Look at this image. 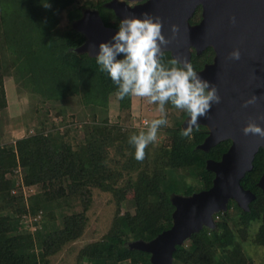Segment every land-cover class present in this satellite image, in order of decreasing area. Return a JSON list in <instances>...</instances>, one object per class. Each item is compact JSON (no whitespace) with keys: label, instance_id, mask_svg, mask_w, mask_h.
I'll return each instance as SVG.
<instances>
[{"label":"trees","instance_id":"1","mask_svg":"<svg viewBox=\"0 0 264 264\" xmlns=\"http://www.w3.org/2000/svg\"><path fill=\"white\" fill-rule=\"evenodd\" d=\"M106 1L96 0L86 5L98 9L104 25L117 27L119 19L103 5ZM75 2L49 0L50 7L45 8L39 0H0V38L4 43L0 60V109L6 106L4 76L12 71L36 101L61 103L71 100L83 110L87 109L90 117L84 124L83 139L75 146L66 140L67 130L45 131L44 121L42 131L16 138L13 144L0 145V264H47L48 255L82 233L91 188L111 191L119 204L116 185L122 177V169L136 161L134 148L128 141L130 135L139 131L111 125L107 117L109 97L116 96L118 86L100 70L95 57L74 51L84 40V35L70 25L84 7ZM63 12L68 24L61 29L58 26ZM200 17L198 5L190 21L196 22ZM212 57L210 46L199 54L192 51L191 65L195 70L200 69ZM160 58L165 65L173 59L169 51H162ZM116 99L119 110L129 111L131 95L123 99L116 96ZM165 105L169 109L176 108L170 103ZM38 109L36 107L35 111ZM187 115L179 110L165 129L168 146L159 148L153 163L146 159L136 175L125 180L133 189L134 212L121 214L118 205L107 232L79 250V264L83 261L151 264L149 252L131 249L127 242L138 238L149 240L171 226L174 206L169 196L173 185L167 182L168 170L181 168L196 176L200 184L195 191L211 186L214 173L206 169L205 162L220 159L231 140H222L207 151L197 148L207 135V128L199 124L190 137L182 136L181 122ZM115 138L127 144L130 155L119 167H109L104 147ZM17 169H20L24 185H46L41 199L29 204L27 211L32 216L47 211L52 215L54 210L58 211L59 217H51V226L40 233L37 245L33 235L22 225L17 227L12 218L14 202L19 212L24 205L22 198L11 194L17 185V177L13 174ZM263 172L264 148L260 147L254 155L252 168L240 179L242 187L255 195L248 203V210L229 200L227 210L214 215L217 228L204 227L193 232L176 246L171 264H252L242 243L247 240L252 222L259 220L253 240L264 246V190L257 185ZM193 189L184 187V194L192 193ZM39 232L37 227L36 233Z\"/></svg>","mask_w":264,"mask_h":264},{"label":"water","instance_id":"2","mask_svg":"<svg viewBox=\"0 0 264 264\" xmlns=\"http://www.w3.org/2000/svg\"><path fill=\"white\" fill-rule=\"evenodd\" d=\"M120 19L149 12L161 20V32L168 43L162 51H169L178 62L191 64V51L199 54L212 47L211 62L197 69L199 76L214 83L221 100L212 105L207 115L198 118V125L207 128V135L196 147L209 150L218 142L230 139L228 149L220 159H207L206 169L214 173L209 188L190 194L171 193L174 206L172 224L149 240L138 238L127 242L131 249L150 253L151 264H171L172 253L193 232L202 228L215 229L214 215L227 210L233 199L243 210L254 193L240 184V179L252 168L255 153L264 148V137L242 132L249 120L264 128V0H146L129 6L126 0H108L103 4ZM201 6V19L189 23L194 9ZM176 26V31L170 29ZM84 35L83 42L74 48L76 53L95 57L98 44L110 40L116 27L104 25L96 7H83L80 17L71 23ZM240 52L239 59L229 53ZM257 95L254 104L243 106L242 101ZM188 115L181 122L186 124ZM257 185L264 190V172Z\"/></svg>","mask_w":264,"mask_h":264},{"label":"rangeland","instance_id":"3","mask_svg":"<svg viewBox=\"0 0 264 264\" xmlns=\"http://www.w3.org/2000/svg\"><path fill=\"white\" fill-rule=\"evenodd\" d=\"M94 1L96 0H76L75 3L77 5L90 6L86 5V3ZM61 16L58 27L62 29L67 26L68 21L65 12ZM3 51L4 43L0 38V60H2ZM4 88L6 106L0 109V145L13 144L16 138L42 131V128H44L42 127V121L45 122V131L67 130L65 138L73 146L83 139L84 124L89 122L90 118L87 109L83 110L71 100L61 103L52 101L42 103L41 101H36L35 98L31 97L32 95H29L22 82L12 71L4 76ZM36 107L39 108L38 111H35ZM179 110L178 108L169 109L165 105L167 124L160 126L158 129L157 140L146 147L147 149L142 160L136 159L134 162H129L122 169V177L116 185L119 204H117L116 197L111 191L102 190L99 187L91 188V197L85 211L86 221L82 233L74 240L66 242L54 254L48 255L47 264H79L77 258L79 250L85 244L99 239L107 232L118 205L121 214L128 215L134 212V204L132 201L133 189L126 185L125 180H128V176L134 177L146 159L150 163H153L156 160V154L159 148L162 149L168 146L169 137L165 133V129L172 124L174 116L178 114ZM160 115L158 105L150 103L146 97L131 95L129 111L119 110L114 94L109 97L107 109L109 124H117L123 130L134 129L139 132L145 131L146 123H143V121L150 122ZM104 149L106 150V163L109 167H119V163L126 161L130 155L127 144L116 138L112 140L111 144H106ZM150 166L154 165L150 164ZM167 173V182L173 185L172 193L184 194V187L191 186L194 188V191L199 187V179L181 168L169 169ZM13 174L17 177V185L11 190V194L17 195L19 199L22 198L21 201L24 205L21 207L22 211L19 212L16 210L17 205L14 202L15 204L11 208L13 213L12 218L17 222V227L22 225L24 230L29 231L33 235L35 245H37L39 243L40 233L50 228L52 222L51 217H59L58 211L54 210L52 215L48 211L39 212L40 217L34 219L32 214L27 211L28 206L36 200L41 199L46 185H24L21 180L20 169L14 170ZM72 208L79 209L80 207L73 206ZM66 212L69 211L66 210ZM36 222L39 223L37 226ZM259 225V220L252 222L249 227L247 240L242 243L245 253L252 258V264H264V246L254 243L253 240ZM37 227L40 230L39 233H36ZM80 264L90 263L83 261Z\"/></svg>","mask_w":264,"mask_h":264},{"label":"clouds","instance_id":"4","mask_svg":"<svg viewBox=\"0 0 264 264\" xmlns=\"http://www.w3.org/2000/svg\"><path fill=\"white\" fill-rule=\"evenodd\" d=\"M48 8L49 0H39ZM145 2V0H144ZM161 20L149 12L139 16L127 15L119 19L110 40L98 44L95 60L100 70L106 72L118 86L116 96L123 99L128 95L146 97L159 107L161 115L146 121V130L129 137L134 148V157L142 160L145 148L157 140L160 126L167 124L165 104L170 103L188 114L181 135L190 137L198 128V118L207 115L209 109L221 100L214 83L199 76L187 61L180 63L171 59L165 65L161 61L162 45L168 43L161 32ZM176 31L175 25H170ZM239 59L240 52L233 48L229 53ZM119 57V58H118ZM257 95L251 94L242 101L243 106L254 104ZM244 134L252 133L264 137V128L249 120L242 126Z\"/></svg>","mask_w":264,"mask_h":264},{"label":"flooded vegetation","instance_id":"5","mask_svg":"<svg viewBox=\"0 0 264 264\" xmlns=\"http://www.w3.org/2000/svg\"><path fill=\"white\" fill-rule=\"evenodd\" d=\"M108 1V0H107ZM146 1V0H145ZM126 2L128 3V5L129 6H133V5H136V4H139V3H143L144 2V0H126ZM84 7H94V6H84ZM83 8V7H82ZM82 8H81V12H82ZM200 8H201V6H200ZM196 9V8H195ZM195 9H194V11H195ZM193 11V12H194ZM192 15H193V13L191 14V16L189 17V19H188V21H189V23H191V24H195V23H197L200 19H201V17H200V19L198 20V21H196V22H191L190 21V18L192 17ZM212 48V47H211ZM213 50V49H212ZM190 51H191V54H192V51H194L195 52V50H194V48L193 47H191L190 48ZM202 52V51H201ZM213 56H214V51H213ZM212 59H213V57H212ZM212 59H211V61H212ZM210 61V62H211ZM229 200H233V199H229ZM229 202V201H228ZM235 202V201H234ZM236 203V202H235ZM237 204V203H236Z\"/></svg>","mask_w":264,"mask_h":264},{"label":"built area","instance_id":"6","mask_svg":"<svg viewBox=\"0 0 264 264\" xmlns=\"http://www.w3.org/2000/svg\"><path fill=\"white\" fill-rule=\"evenodd\" d=\"M143 123H146V121H143ZM34 219L37 218V217H40V213H38L37 215L33 216Z\"/></svg>","mask_w":264,"mask_h":264}]
</instances>
